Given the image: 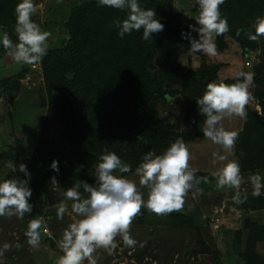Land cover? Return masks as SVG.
Wrapping results in <instances>:
<instances>
[{
    "label": "rangeland",
    "instance_id": "1",
    "mask_svg": "<svg viewBox=\"0 0 264 264\" xmlns=\"http://www.w3.org/2000/svg\"><path fill=\"white\" fill-rule=\"evenodd\" d=\"M4 1L0 0V7L10 13L0 12L1 24L8 21L7 18H15L14 10L18 2V0H11L8 3ZM170 1L171 6L176 9V16L171 19V25L179 28V36L175 42L176 52H174L177 54L175 59L177 75H182L187 71L199 73L204 66L214 65L215 73L211 78H206V84L212 80L230 84L241 71L252 74L253 83L249 88V99L245 106L246 119L232 116L226 117L221 122L225 128L238 131L239 137L236 142H241L243 135L247 134V137L250 135L249 129L247 132L245 128L247 123L250 128L256 121L262 123L259 124L260 126L264 124L263 47L242 46L226 32L221 37L214 38L220 41V45L215 42L217 49L215 56L210 57L202 53L189 54L187 50L190 42L188 39H182L181 33L188 32L189 25L196 23L194 16L198 15V6L195 0ZM249 1L252 6L255 0ZM35 3L38 11L32 19L41 26L42 30L51 33L48 48L51 51H59L66 45L68 35L65 24L70 12L81 7L82 14H85L95 8L93 4H97L96 0H35ZM90 4L92 6H89ZM260 4L258 0L254 7ZM219 7L220 10H224L221 14L225 17V11L237 9L240 7V2L239 0H225L224 4ZM260 12H264V9ZM239 17L236 11L228 22L230 28H237L241 22ZM254 23L255 19L251 22L252 28ZM10 26L13 29L12 32L15 33V19ZM191 35L197 37L195 32H191ZM65 62L67 63L68 59ZM33 64H36L35 68ZM33 64H17L7 53L0 58V80L13 77L23 69L26 71L17 80L18 93L14 95L12 92L11 97L5 94L0 95V179H5L11 172L5 166L7 162L13 161L18 166L19 160L25 159L29 164L34 160L33 149L38 145L48 147L64 142L62 128L57 117L46 116L47 108L50 109L48 98L42 100L43 104L40 100L41 90L43 87L46 88L44 81L47 78L42 71V61ZM151 66L152 68H148L147 72L150 80L154 82H150L149 90L152 91L160 86L165 90V96L171 98L166 99L165 102L159 101L156 105L155 117L165 127L169 126L177 134H183L182 124L187 108L193 107V111L199 117L205 118L200 114L196 103L198 95L194 89L183 90L180 85L174 83L175 76L173 77L171 70L167 71L161 67L159 59L154 58ZM161 68L164 71H161ZM59 72L60 70L57 69L56 73ZM49 77L53 82L54 76L49 74ZM123 81H116L114 87L120 90H117L119 94L122 93L129 97L132 90L126 88ZM2 89L0 86V91ZM73 92L75 97L80 95L79 90L74 89ZM86 98L88 96L83 95L82 99H75L74 102L81 104L83 101L84 104L85 113L80 123L82 131L87 136L90 135L88 140L92 141L90 142L91 155L77 163L72 162L74 173L56 179L58 184L49 179V175L42 169L37 171L28 169L30 176L27 180L32 189V201H30L33 205L32 212L25 214L23 218L0 217V247L5 243L10 245L3 257H0V264H56V260L62 255L58 241L68 225L79 218L71 211L73 201L65 200L63 193L75 184L95 183L96 166L100 155L105 150L115 152L122 162L131 166L132 172L120 175L136 181L137 184L139 178L135 175V168L142 161L143 155L148 151L155 154L163 152V149L157 147L156 142L160 139L156 138L145 141L142 149L135 148L134 138L131 140V137L135 134L137 126L133 124L131 131L130 124H127L124 127L129 125L128 132H125L123 136L120 132L117 134L115 129L120 122L109 115L113 105L102 109L99 107L98 117L95 114V109L98 107H95V99H90L85 106ZM48 118L50 120H47ZM237 123H240L239 128L234 125ZM119 136L130 139L123 141ZM179 138L183 139L187 145L189 164L193 169H197V172L211 174L221 166L220 162L213 157V153L225 154L222 146L214 144L204 136L188 140L182 136ZM228 156L229 159H237L234 155V148ZM247 157L248 155L244 153L246 173L243 175L240 191L242 197H247L244 200L245 204L256 205L264 202V195L259 197L251 195L252 186L248 177L256 173L264 176V166L256 167V163ZM81 165L83 167H80ZM197 172L196 176L199 175ZM12 176L24 179L23 173L18 171ZM138 187L147 199V188L139 184ZM82 191L83 188H81V193ZM233 193V190L229 188L217 189L215 178L208 176L205 184L194 185L189 190L184 197V206L181 211H173L165 215H157L149 211L137 215L129 228V234L137 240L135 246H126L122 238L117 236L114 248H98L93 256L97 264H242L243 261L239 255L244 253L248 237L259 239V229L264 228V206L257 209H245L240 203L237 207L233 206L236 205L232 198ZM61 202L68 206V212L62 220L57 219L56 215ZM174 214H177V217ZM34 218H42L44 221L40 243L37 247L29 245L24 235L28 223ZM254 228L256 229L253 231ZM254 250L264 258V238L262 241L255 240ZM83 264H88L87 260Z\"/></svg>",
    "mask_w": 264,
    "mask_h": 264
},
{
    "label": "clouds",
    "instance_id": "2",
    "mask_svg": "<svg viewBox=\"0 0 264 264\" xmlns=\"http://www.w3.org/2000/svg\"><path fill=\"white\" fill-rule=\"evenodd\" d=\"M96 2L101 7L126 11V18L115 22L120 38L142 30L144 40H153V34L164 29V24L157 19L153 8L142 7L139 0ZM224 2L225 0H195L198 6V15L194 16L196 23L189 25L188 32L181 33L182 39H188L190 42L187 50L189 54L202 53L210 57L216 55L214 38L229 31L227 17L222 16L219 7ZM37 11L35 0H18L15 6V42L4 26L0 25V46L17 64L39 63L47 55L51 33L42 30L32 19ZM241 31L242 29L237 30V35H240ZM191 32H195L197 37H193ZM246 35L253 41L264 36V17H258L253 29L247 31ZM235 81L232 84L220 80L208 82L196 103L200 114L205 117L202 128L204 137L222 146L225 152L213 153L215 160L221 164L210 174L216 180V188L232 189L233 199L243 203L247 197H242L240 191L243 177L239 160L229 159L228 156L235 146L239 132L228 130L221 122L232 116L246 119L245 106L248 103L253 76L241 71ZM189 159L188 147L181 138L172 142L161 154L146 152L135 168L139 186L148 190L145 199L136 181L120 175L132 172L131 166L122 162L115 152L105 150L96 166L95 183L75 184L63 193L65 200L73 201L71 211L79 218L68 225L58 241L62 255L56 260V264H83L85 260L88 264H97L93 253L98 248H114L117 236L122 238L126 246L137 244V240L129 234L130 225L137 215L149 211L157 215L181 211L184 197L189 190L198 185L201 179L207 182V177L196 176L198 170L190 166ZM5 166L11 173H23L24 179L16 176L0 179V217L23 218L25 214H30L33 208L30 203L32 189L27 180L30 172L25 163L17 166L13 161H9ZM50 168L58 173L59 162L53 159ZM52 180L57 183L55 177ZM248 180L252 186L251 195H264V176L256 173L250 175ZM81 188L87 195H82ZM67 212V204L61 202L56 211L57 219L62 220ZM43 228L42 218L30 220L24 233L29 245H39ZM9 247L8 243L0 247V257H3Z\"/></svg>",
    "mask_w": 264,
    "mask_h": 264
},
{
    "label": "trees",
    "instance_id": "3",
    "mask_svg": "<svg viewBox=\"0 0 264 264\" xmlns=\"http://www.w3.org/2000/svg\"><path fill=\"white\" fill-rule=\"evenodd\" d=\"M10 1L5 0L4 2L8 3ZM257 1L255 0L251 6L249 0H239L240 7L225 11V17H227L228 22L236 11L237 16L241 18L237 28L229 27L227 33L235 41L241 43L242 46L263 47L264 49V36L253 41L249 40L246 35L247 31L253 29L251 22L258 17H264V12H260L261 9H264V0H259L261 4L255 8ZM139 2L142 7L153 8L157 14V19H160L161 23L164 24L163 31L153 34V40H144L142 38V30L126 34L123 38L118 36L115 22L126 18V11L101 7L95 3L93 4L95 8L85 14H82L83 10H81V7L70 12L65 24L68 35L65 47L59 51L48 49L47 55L43 57L42 71L47 78L44 81L46 88L43 87L40 94L42 104V100L46 97L48 98L50 109L48 110L47 108L46 116L57 117L62 128L64 142L59 145H49L48 147L40 144L33 149L32 156L34 160L31 163L28 164L25 159H20L19 163H25L28 165V169L32 171L42 169L49 175V179L53 177L58 179L74 173L73 166H71L73 165L72 162L77 163L91 155L90 142L92 141L88 140L90 135L87 136L82 131V124L80 123V119L85 113L84 104L83 101L81 104L74 102L75 99H82L83 95L88 96L85 100V106L90 99H95V107L98 106L95 109V114L98 117L100 108L113 105L109 115L113 117L112 119L120 122L115 129L117 134L120 132L121 136H123L125 132H128L127 127L129 125L127 127L124 126L130 124L132 131V125L135 124L137 129L131 140L134 138L135 148L137 149H142L145 141L151 138L160 139L156 142L157 147L164 151L181 136L187 140L204 136L202 135V128L205 118L199 117L193 111V107L187 108L188 110L185 112L182 124L183 134H177L169 126L165 127L155 117L156 105L160 100L166 101V92L160 86H157L152 91L149 90V87H151L149 84L152 80H150L147 69L152 68L151 62L154 58L159 59L161 67L167 71L171 70L173 77L175 76L174 83L180 85L183 90L194 89L199 98L206 88V78H211L213 73H215L216 67L214 65H211V67L204 66L199 73L187 71L182 75H177L175 73L177 54L174 52H176L175 42L179 36V28L171 25V19L176 16V9L171 6L170 0H139ZM91 4L89 6H92ZM0 12L10 13L4 11L1 7ZM3 15L6 16L7 14ZM82 18H84L83 21ZM14 19L13 17L7 18L8 21L0 23V25L4 26L10 38L15 42L17 37L10 26ZM241 29L240 35H237V30ZM215 42L220 45L218 39ZM6 53L7 51L1 46L0 58ZM67 59L68 62L66 63ZM262 62L264 63V58H262ZM162 68L161 71H164ZM57 69L60 70L58 74L56 73ZM23 70L17 72L13 76L14 78L10 77L0 80V86L3 88L0 91V95L10 96L12 92H14V95L18 93L19 84L17 80L26 72ZM49 74L54 76L53 82L50 81V77L48 78ZM118 80H124L123 84L125 87L132 90L129 97L117 92V90H120L115 88L114 85ZM234 82L236 81L232 80L230 84ZM7 84L9 85L6 86ZM74 89L79 90L80 95L78 97L74 96ZM103 103H108L109 105H103ZM262 106L264 107V102ZM47 120H50V118ZM131 121L134 122L131 123ZM259 124L262 123L256 121L253 127L250 128L249 123H247L245 128H247V132L249 129L250 135L248 137L247 134L243 135L241 142H236L234 146V155L239 160L242 177L246 173L243 161L244 153L248 155L247 158L249 160L256 163V167L264 166V124L261 126ZM121 136L119 137L123 141L130 139ZM115 139L118 138L115 137ZM53 159L59 162L58 173L50 168ZM197 173H199L197 176L199 178L211 176L207 172ZM12 175L14 173L10 172L5 179L11 178ZM205 183L201 179L199 184ZM82 194L87 195L83 191ZM30 201H32V198H30ZM245 202H239L243 205L241 207L245 209H257L264 206V202L262 203L261 201V203L256 205H248ZM238 205L233 206L237 207ZM174 216L177 217V214H174ZM263 231L264 228L262 230L259 229V239H255L252 236L248 237L245 251L242 255H239L243 261L242 264H262L264 262V258L254 250L255 240L262 241V238H264Z\"/></svg>",
    "mask_w": 264,
    "mask_h": 264
},
{
    "label": "crops",
    "instance_id": "4",
    "mask_svg": "<svg viewBox=\"0 0 264 264\" xmlns=\"http://www.w3.org/2000/svg\"><path fill=\"white\" fill-rule=\"evenodd\" d=\"M234 125H236V126H238V128H239V126H240V123L238 124H234ZM228 130H232V128H230V129H228Z\"/></svg>",
    "mask_w": 264,
    "mask_h": 264
},
{
    "label": "water",
    "instance_id": "5",
    "mask_svg": "<svg viewBox=\"0 0 264 264\" xmlns=\"http://www.w3.org/2000/svg\"><path fill=\"white\" fill-rule=\"evenodd\" d=\"M233 195H234V193L232 194V198H233ZM233 200H234V199H233ZM234 202H235L236 204H239V202L236 201V200H234Z\"/></svg>",
    "mask_w": 264,
    "mask_h": 264
},
{
    "label": "built area",
    "instance_id": "6",
    "mask_svg": "<svg viewBox=\"0 0 264 264\" xmlns=\"http://www.w3.org/2000/svg\"><path fill=\"white\" fill-rule=\"evenodd\" d=\"M246 64H248V63L246 62ZM33 67H36V65H33Z\"/></svg>",
    "mask_w": 264,
    "mask_h": 264
}]
</instances>
